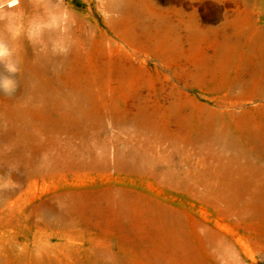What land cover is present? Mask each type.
I'll return each mask as SVG.
<instances>
[{
	"label": "rangeland",
	"instance_id": "rangeland-1",
	"mask_svg": "<svg viewBox=\"0 0 264 264\" xmlns=\"http://www.w3.org/2000/svg\"><path fill=\"white\" fill-rule=\"evenodd\" d=\"M68 3L0 109V264H264V0Z\"/></svg>",
	"mask_w": 264,
	"mask_h": 264
},
{
	"label": "clouds",
	"instance_id": "clouds-1",
	"mask_svg": "<svg viewBox=\"0 0 264 264\" xmlns=\"http://www.w3.org/2000/svg\"><path fill=\"white\" fill-rule=\"evenodd\" d=\"M75 25L68 0H0V93L11 98L19 86L24 42L34 54L67 57L77 43Z\"/></svg>",
	"mask_w": 264,
	"mask_h": 264
},
{
	"label": "bare ground",
	"instance_id": "bare-ground-1",
	"mask_svg": "<svg viewBox=\"0 0 264 264\" xmlns=\"http://www.w3.org/2000/svg\"><path fill=\"white\" fill-rule=\"evenodd\" d=\"M3 72V69L0 67V73ZM27 73H23L21 72V74H18V77H17V80L19 82V86L16 90V92L14 93V95L9 98V97H6L4 96L2 93H0V109L3 108V106L6 104V103H12L14 102L16 99H18L17 101L18 102H21L22 98H18L17 95H22L24 94L27 90H28V80L26 79V76ZM35 99V97H34ZM40 100L42 99L43 101H49L48 99H50L49 96H44L43 98H39ZM24 103H28L27 100H22ZM63 103V102H62ZM16 110H18V112L20 113H30V112H33L34 111V108H32L30 105H25V104H18V106L16 107ZM15 128H12L11 131L12 132H16L18 131L21 127H17V126H14ZM9 129H7L6 127H4L1 123H0V133H4V134H8V131ZM21 148H25V145L22 144L18 150L17 153H21L22 152V149ZM0 168H3L2 165H0ZM2 170V169H1Z\"/></svg>",
	"mask_w": 264,
	"mask_h": 264
}]
</instances>
